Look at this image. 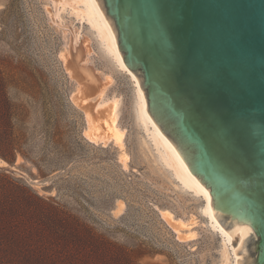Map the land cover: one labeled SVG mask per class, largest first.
Instances as JSON below:
<instances>
[{"label": "rangeland", "instance_id": "1", "mask_svg": "<svg viewBox=\"0 0 264 264\" xmlns=\"http://www.w3.org/2000/svg\"><path fill=\"white\" fill-rule=\"evenodd\" d=\"M53 5L0 0V157L15 168L0 169V264H223L202 200L157 161L138 126L130 78L86 22L68 8L53 18ZM73 32L92 39L88 67L115 78L100 104L117 99L126 163L114 142L84 135L78 84L61 57L77 54ZM166 212L186 223L195 215L186 231L195 237L180 240Z\"/></svg>", "mask_w": 264, "mask_h": 264}, {"label": "water", "instance_id": "2", "mask_svg": "<svg viewBox=\"0 0 264 264\" xmlns=\"http://www.w3.org/2000/svg\"><path fill=\"white\" fill-rule=\"evenodd\" d=\"M96 1L238 264H264V0Z\"/></svg>", "mask_w": 264, "mask_h": 264}, {"label": "bare ground", "instance_id": "3", "mask_svg": "<svg viewBox=\"0 0 264 264\" xmlns=\"http://www.w3.org/2000/svg\"><path fill=\"white\" fill-rule=\"evenodd\" d=\"M72 1L74 2L72 7L59 4L56 10L54 0H52L55 8V12H51L53 18L57 17L58 19L61 10L66 8L70 9L79 20L86 22L89 25L93 35L98 39L99 45L105 54L112 60L116 68L122 74H125L130 78L134 85L135 120L145 133L147 140H149L148 142H150L155 150L157 161L170 172L172 178L183 190L192 194L194 198L202 200L203 204L198 212L206 219L207 224L213 233L218 235L221 239L223 248L222 257L224 258L223 264H238L231 240L226 232L219 226L211 213L209 194L183 170L178 158L148 116L145 99L137 79L126 66L117 39L98 2L96 0ZM72 36L73 46L79 44L76 56H73L71 51H66L61 57L66 70L69 72L68 74H70L78 84L77 89H75V94L73 95V101L83 110L86 117L84 135L91 142H94L95 144L101 143L103 146H107L111 142H114L120 147L121 156L119 158L122 160L121 162L126 163L129 159L128 154L125 151L126 131L120 124L117 99L103 105L100 104L103 96H105L109 88L115 83V78L111 74L107 73L103 75L95 68L88 67V59L93 52L91 45L92 39L90 36H81V33L79 32L74 33ZM71 49H73V47ZM0 169L15 170L14 167L1 157ZM194 216L195 215L189 219V223H186L175 220L174 216L169 212L163 214L167 223L170 224L172 229L178 232L177 234L180 240L192 239L195 237V235H192L191 233H186L192 225L197 223L196 217Z\"/></svg>", "mask_w": 264, "mask_h": 264}]
</instances>
